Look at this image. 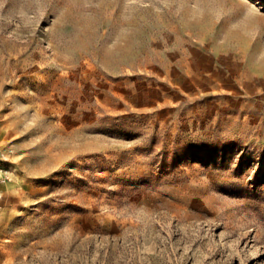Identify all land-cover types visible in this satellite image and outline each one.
Returning a JSON list of instances; mask_svg holds the SVG:
<instances>
[{
    "label": "rangeland",
    "instance_id": "rangeland-1",
    "mask_svg": "<svg viewBox=\"0 0 264 264\" xmlns=\"http://www.w3.org/2000/svg\"><path fill=\"white\" fill-rule=\"evenodd\" d=\"M0 264H264V0H0Z\"/></svg>",
    "mask_w": 264,
    "mask_h": 264
}]
</instances>
